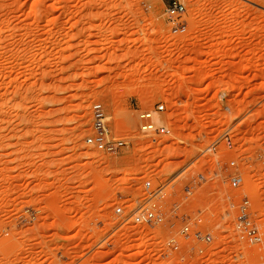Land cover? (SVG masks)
Returning <instances> with one entry per match:
<instances>
[{
  "label": "rangeland",
  "instance_id": "rangeland-1",
  "mask_svg": "<svg viewBox=\"0 0 264 264\" xmlns=\"http://www.w3.org/2000/svg\"><path fill=\"white\" fill-rule=\"evenodd\" d=\"M170 1L0 0V264H264V241L233 232L247 196L264 236V0H179L182 37ZM93 103L127 141L116 154L84 144ZM157 104L172 134L153 142L137 114ZM224 133L233 148L213 150ZM146 181L211 243L171 213L125 221Z\"/></svg>",
  "mask_w": 264,
  "mask_h": 264
},
{
  "label": "built area",
  "instance_id": "built-area-1",
  "mask_svg": "<svg viewBox=\"0 0 264 264\" xmlns=\"http://www.w3.org/2000/svg\"><path fill=\"white\" fill-rule=\"evenodd\" d=\"M165 18L170 26V34L173 37H182L187 33L186 7L179 0H171L165 8ZM164 105L157 104L153 111H140L137 114L138 131L141 135L151 137L153 142L158 137H169L172 131L156 119L155 114L163 112ZM91 123L90 132L84 138V144L96 152L109 155L116 154L120 149L126 146L127 141L115 137L109 128L108 118L105 110L100 103H93L90 107ZM220 146L230 150L233 148L232 137L229 133H224L212 143V149L217 150ZM230 167H235L234 161H229ZM227 183L232 189H240L243 186V179L240 175H233L227 179ZM143 190L146 195L145 202L125 219L131 220L132 224L146 227H155L162 225L168 213H171L180 222L179 234L184 238H192L194 241L202 244H209L212 241L211 233H205L200 229L203 218L198 217L194 221L187 215H179L180 207L177 204L167 206V194L164 187L153 189L151 182L146 181L143 184ZM248 189H246L247 192ZM114 214L118 217L124 215L122 207H117ZM233 232L239 241L249 245H259L263 243L264 236L260 226L253 218V205L251 198L244 196L236 207L233 218ZM172 248L178 249L173 242ZM197 251L203 253L202 248Z\"/></svg>",
  "mask_w": 264,
  "mask_h": 264
}]
</instances>
